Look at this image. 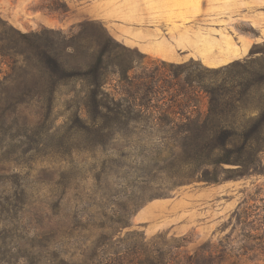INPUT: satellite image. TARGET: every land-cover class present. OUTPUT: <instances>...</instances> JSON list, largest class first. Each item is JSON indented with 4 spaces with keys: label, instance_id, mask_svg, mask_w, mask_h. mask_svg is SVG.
Instances as JSON below:
<instances>
[{
    "label": "rangeland",
    "instance_id": "rangeland-1",
    "mask_svg": "<svg viewBox=\"0 0 264 264\" xmlns=\"http://www.w3.org/2000/svg\"><path fill=\"white\" fill-rule=\"evenodd\" d=\"M0 17L35 41L37 32L50 39L82 22L103 25L161 73L190 60L220 68L264 43V0H0ZM8 65L0 57V79ZM107 87L115 92L116 82ZM65 99L54 109L37 98L0 107V240L63 243L3 250L14 264L23 255L88 264L96 251L145 250L162 236H188L186 258L214 245L224 264H264V153L245 176L232 165L175 174L171 163L186 157L180 145L133 125L93 124Z\"/></svg>",
    "mask_w": 264,
    "mask_h": 264
},
{
    "label": "trees",
    "instance_id": "trees-1",
    "mask_svg": "<svg viewBox=\"0 0 264 264\" xmlns=\"http://www.w3.org/2000/svg\"><path fill=\"white\" fill-rule=\"evenodd\" d=\"M94 27L91 21L82 22L50 39L37 32L35 41L36 36L20 32L0 17V57L11 71L0 79V107L14 109L19 100L37 98L42 107L54 109L59 99L66 98L70 109L85 112L93 124L103 120L111 128L133 125L162 143L180 145L186 157L171 163L175 174L197 166L232 165L238 176H245L261 164L264 43L255 44L245 59L220 68L190 60L161 73L126 54L131 49L103 25ZM19 70L22 77L16 76ZM112 82L117 85L115 92L107 87ZM195 178L191 175L187 180ZM103 228L106 235L113 234ZM162 239L127 254L96 251L88 264H224L228 258L214 245L208 250L200 247L186 258L181 249L191 243L188 236ZM51 244L60 250L63 243L44 240L35 246L0 240V264L15 261L3 250H43ZM19 258L23 264H46L42 256Z\"/></svg>",
    "mask_w": 264,
    "mask_h": 264
}]
</instances>
